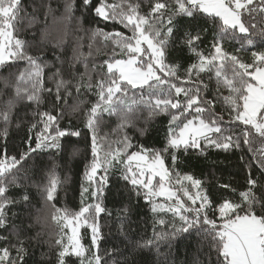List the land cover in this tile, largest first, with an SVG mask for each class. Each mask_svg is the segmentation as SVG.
Masks as SVG:
<instances>
[{"label":"trees","instance_id":"16d2710c","mask_svg":"<svg viewBox=\"0 0 264 264\" xmlns=\"http://www.w3.org/2000/svg\"><path fill=\"white\" fill-rule=\"evenodd\" d=\"M107 2L114 3L119 0ZM131 2H138L141 12L148 13L150 0ZM68 3L73 5L70 12L66 8ZM98 3L99 0H92L86 6L83 0H21V12L15 22V36L26 42L25 51L28 54L39 58L38 63L43 67V89H52V92L42 90L39 105L28 101L23 94L17 96V77L22 71L29 69L27 61L16 59L0 65V113H9L7 122L0 117V158L7 154L19 159L22 152H28L29 144L33 149L36 148V135L43 128L38 114L41 112L50 111L53 115L62 112L63 115L58 121L59 128L79 130L81 135L62 137L59 149H36L17 166L18 170H13L12 175L16 177V182L8 186L6 195L16 202L5 209L7 224L0 228V237H8V240H0V248L9 247L16 264H21L15 248L11 246L17 243L19 237L24 242L23 264H57L61 245H57L56 241L62 240L64 245H68L69 235L68 229L60 221L51 218L54 215L51 212H56L57 209H66L72 213L79 211L83 186L89 188L83 203H101L106 209L97 218L101 229L98 245L102 264H217L218 253L213 247L212 237L203 229H192L174 240L161 241L158 249L137 246L138 242L152 238L154 231L171 233L172 225H178L180 221L171 212L153 213L152 204L145 200L144 190L139 186L134 189L129 180L123 178L126 173L123 164L109 168L107 173L99 168L94 183H90L85 177L86 168L93 159L92 133L85 125L88 111L99 100L97 82L107 79L106 61L124 59L127 56L112 40H106L103 35L94 33L101 29L106 33L119 31L126 36L132 35L131 30L123 25L98 17L93 11ZM258 4L259 0H256L254 6ZM243 19L246 24L254 23L256 27L251 28L247 36L237 32L236 39L224 40L223 48L228 54L237 55L243 62L252 64V53L264 51V35L260 34L264 28V15L255 12L249 16L245 13ZM173 23L174 37L167 49L166 62L178 64L179 75L184 78L185 70L196 62V57L180 43L184 33L199 31L202 41L198 47L207 55L211 50L213 37L219 31L220 21L217 19L214 22L205 14L197 13L194 17L177 16ZM248 39L252 40V45L247 44ZM238 49L242 50L237 51ZM226 63L229 66L226 74L231 78V62ZM57 72L59 76L55 75ZM61 78L68 83L67 91L61 89L64 99L58 102L55 81ZM193 79H196L195 74ZM199 79L207 85L206 88L201 86L202 99L211 102L210 111L213 115L223 118L222 127L229 130L225 134L239 136L240 147L232 146L225 150L206 146V142L201 139L198 148L189 147L185 150L181 146L176 150L169 149L163 154V159L173 177L179 172L201 181V187L213 205L208 210V216L218 223L221 220L215 206L224 199L246 207L239 193L248 187L249 175L260 183L261 187L255 190L256 194L259 196L264 191V168L260 167L261 158L264 156V138L249 128L252 132V143L245 144V126L226 118L233 117L235 113L232 112V105L225 100L229 96V90L223 77L218 83L215 68L201 72ZM173 82L179 84V81ZM77 84L81 85L79 93L76 90ZM19 87L31 88L30 84L24 83H20ZM126 87L128 95L124 98L125 104L115 114H100L98 136L102 140V155L104 151L116 150L125 136L132 144L127 152L139 151L140 146L150 150H162L167 141L171 115L166 112H153L150 105L141 101L142 96L147 99V86ZM133 99L137 103L128 111L127 106L132 104ZM180 99L183 100V96ZM74 108L77 110L73 111ZM205 118H208V113H205ZM33 124L36 125L35 128H32ZM5 129L7 136L2 134ZM176 130L178 132V128ZM50 131L54 134L55 126ZM173 152L177 157L175 164L172 159ZM50 173L59 180L52 201L46 199L44 191L48 186ZM105 175L107 184L103 185V194L94 200L91 192L100 185V178ZM224 185L229 187H223ZM137 191L140 192L139 195ZM25 194L29 197L27 201L23 199ZM179 195L191 206L186 197L180 192ZM259 211L257 207V212ZM159 219H163L165 223L159 224ZM79 237L85 248L94 251L90 228L83 226ZM65 264H81V261L80 258L69 255L65 257Z\"/></svg>","mask_w":264,"mask_h":264},{"label":"snow or ice","instance_id":"6c2138e0","mask_svg":"<svg viewBox=\"0 0 264 264\" xmlns=\"http://www.w3.org/2000/svg\"><path fill=\"white\" fill-rule=\"evenodd\" d=\"M91 2L92 0H83L86 6ZM254 5H256V0H163V2L162 0H154V2L150 0V9L147 14H143L138 2L119 0V2L108 3L107 0H99L93 9L98 17L123 25L131 30L132 35L126 36L119 31L106 33L101 29H97L94 33V35H103L106 40H112L128 58L106 61L107 79L97 82L99 100L88 111L85 125L92 133L93 156L90 166L86 168L85 177L90 183H94V177L99 168H103L107 173L109 168L123 164L126 168L123 178L129 180L134 189L139 186L145 190L143 193L145 200L152 204L153 213L171 212L173 217H177L180 221L178 225L175 223L172 225L171 233L154 231L152 238L138 242L139 248L157 247L158 249L161 241L174 240L180 234L188 233L192 229H203L207 235L212 237L213 247L218 253L217 264H264V191L259 196L255 191L261 187L259 181L249 175L248 187L239 193L246 207L227 198L215 206L219 219L223 221L218 226L216 220L208 216V210L213 205L202 189L201 181L191 175H181L176 172L174 174L175 183L180 187L174 191L171 186L173 173L165 167L163 159V154L169 149L176 150L181 146L185 150L189 147L198 148L201 138L206 142V146H215L225 150L232 146L240 147L239 136L226 135L225 133L229 130L222 127L223 118L213 115L210 111L211 102L202 99L201 86L206 88L207 85L199 79V74L211 71L213 68H215L218 83L223 77L224 84L229 90V96L225 100L232 105V112L235 113L232 122L238 121L245 126L243 142L252 143V132L248 130L249 128L259 137L264 138V51H254L252 53L253 63L247 64L237 55L228 54L223 48L224 40L236 39L237 32L247 36L250 29L256 27L254 23L246 24L243 19L245 13L249 16L255 12L264 15V0H259L258 6ZM72 7L71 3L66 5L69 12ZM20 12L21 0H0V65L16 59L27 61L29 69L22 71L17 77V96L23 94L28 101L39 105L40 92L44 90L51 93L52 89H43V67L38 63L39 58L28 54L25 51L26 42L15 36V22L19 19ZM197 13L205 14L214 22L218 19L220 21L219 31L214 35L211 50L207 55L198 47L202 41L199 31L184 33L180 43L196 57V62L189 65L185 70L186 76L181 78L180 66L166 62L167 49L174 37L173 22L177 16L194 17ZM260 34L264 35V28L261 29ZM252 43L251 39L247 40L248 45ZM240 50L242 49L237 51ZM228 61L231 62V78L226 74L229 67L226 63ZM193 74L196 76L195 80ZM55 75L59 76V72ZM173 81H179V84ZM20 83L30 84L31 88L21 89ZM67 83L62 78L55 81L58 102L64 99L61 96V89L64 88L67 91ZM127 85H131L132 88L147 86L149 89L147 99L142 96L141 101L150 105L153 112H166L171 115L165 147L162 150H150L140 146L139 151L128 155L127 149L131 148L132 144L125 136L124 140L117 145L116 150H109L101 155L102 140L98 136L101 123L100 114H115L119 107L125 104L124 98L128 95ZM165 86H167L166 89ZM80 87V84L76 85L77 93ZM88 87L90 88L91 85L89 84ZM181 96L183 100L180 99ZM136 103L133 99L132 104L127 106L128 111H131L132 105ZM76 110L73 109V111ZM205 113H208V118H205ZM38 114L41 117L40 122L43 128L36 135V148L33 149L29 144L28 152H22L19 159L16 156L9 157L7 154L0 158V228L7 224L5 209L16 202L6 195L8 186L16 182V177L12 175L13 170L17 169V166L36 149H59L62 137L81 135L79 130L59 128L58 121L63 115L62 112L56 115L50 111ZM188 116L192 118L188 119ZM0 117L7 122L9 113H0ZM53 126H55L54 134L50 131ZM35 127L36 125L33 124L32 128ZM29 131L31 132V129ZM2 134L7 136V129ZM125 155L126 160L123 159ZM172 159L175 164L177 157L174 152ZM133 161H136L135 170L131 167ZM260 167L264 168V156L261 158ZM155 177H159L158 189L153 183ZM185 182H190L191 187L196 190L195 195L185 186ZM58 184L59 180L53 173H50L48 186L44 189L48 201L54 199ZM106 184L107 176L105 175L100 178V185L91 192L94 200L103 194V185ZM223 187L229 186L224 185ZM180 191H183V196L191 201V206L180 197ZM88 192L89 188L82 186V205L79 211L72 213L66 209H57V212H62V218L67 221L65 226L74 224L70 244L64 245L62 240L56 241L57 245H61V250L57 254V264H65V257L69 255L80 258L81 264H102L98 245L101 229L97 218L106 209L101 203L84 204L85 193ZM137 194L139 195L140 192L137 191ZM158 196H164L169 203H155L154 198ZM28 198L27 194L23 196L25 201ZM198 201L199 206L196 207ZM257 207L260 209L259 212H257ZM241 212L243 214H240ZM53 219L57 217L54 216ZM81 222L91 229L94 251L85 248L81 243L77 231ZM157 222L165 223L163 219ZM0 240L7 241L8 237H0ZM23 244L24 242L17 237V243L11 245L15 248L21 264H23L25 253ZM0 264H16V259L13 258L7 246L0 248Z\"/></svg>","mask_w":264,"mask_h":264},{"label":"rangeland","instance_id":"374dc122","mask_svg":"<svg viewBox=\"0 0 264 264\" xmlns=\"http://www.w3.org/2000/svg\"><path fill=\"white\" fill-rule=\"evenodd\" d=\"M145 47H146V45H145ZM128 58V56H126L124 59H127ZM106 68H107V64H106ZM131 86V85H130ZM192 118V117H191ZM191 118H189V119H191ZM226 118H228V119H230V120H232V117L230 118V117H226ZM178 133V132H177ZM202 139V138H201ZM104 152H106V151H104ZM132 152H127V154L128 155H130ZM101 155H102V153H101ZM124 158H125V160L127 159V156L125 155L124 156ZM165 164V163H164ZM131 167L133 168V170H135L136 169V161H133V162H131ZM165 167H166V165H165ZM167 168V167H166ZM159 177H155L154 179H153V183L156 185V187H157V189L159 188ZM172 188H173V190L175 191L176 189H178L180 186L179 185H177L176 183H175V177H173V180H172ZM185 186L189 189V191L193 194V195H195V192H196V190L195 189H193L192 187H191V184H190V182H185ZM143 189V188H142ZM144 190V189H143ZM145 191V190H144ZM180 193L183 195V191H180ZM181 196V195H180ZM154 200H155V203H157V204H168L169 203V201H167L166 200V198L164 197V196H158V197H155L154 198ZM188 201V200H187ZM189 203H191V201H188ZM197 206L196 207H198L199 206V201L197 202V204H196ZM52 214H54L51 218L53 219V217L55 216V217H57V221H60L61 223H62V225L64 226V227H66L67 229H68V237H69V239H68V242H67V244H70V238L72 237V227L74 226V224H69V225H67V226H65L66 224H67V221H65L63 218H62V212H51ZM223 223V221H220V222H218L217 223V225L219 226V225H221ZM83 226H85V224H83V222H81V225H80V227L78 228V235H79V233H80V230H81V228L83 227ZM91 230V229H90Z\"/></svg>","mask_w":264,"mask_h":264}]
</instances>
